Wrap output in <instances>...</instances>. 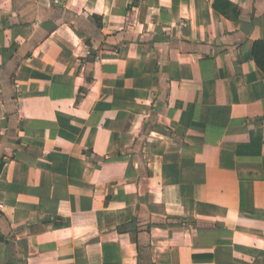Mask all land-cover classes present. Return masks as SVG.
I'll use <instances>...</instances> for the list:
<instances>
[{"label": "crops", "instance_id": "0c3cea01", "mask_svg": "<svg viewBox=\"0 0 264 264\" xmlns=\"http://www.w3.org/2000/svg\"><path fill=\"white\" fill-rule=\"evenodd\" d=\"M0 264H264V0H0Z\"/></svg>", "mask_w": 264, "mask_h": 264}]
</instances>
